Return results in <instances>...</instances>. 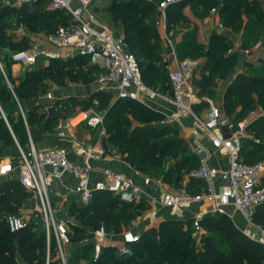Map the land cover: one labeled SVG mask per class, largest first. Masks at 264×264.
<instances>
[{"label":"trees","instance_id":"16d2710c","mask_svg":"<svg viewBox=\"0 0 264 264\" xmlns=\"http://www.w3.org/2000/svg\"><path fill=\"white\" fill-rule=\"evenodd\" d=\"M42 1L37 0L20 9L0 5V49L11 46L7 52L0 51V58L12 84L10 88L0 72V107L7 120L5 122L0 115V158L3 148L18 144L27 152L29 136L35 140L40 134L52 132L57 123L56 113L41 111L36 114L35 111L41 104H32L34 99L45 94L52 84L80 82L88 85L95 80L98 72L97 67L89 64L85 58L74 56L68 59H49L44 66H36L38 63L26 66L22 77L17 80L12 77L9 52L29 48L30 40L22 36L15 41L8 32L15 23L9 22L8 18H14L17 23H25L29 31L46 34L70 21V16L62 10L49 8V0H44L45 4ZM157 1L112 0L106 9L110 13L112 24L120 28L122 39L135 54L143 83L155 91L169 90L171 93L168 71L161 55V35L155 13ZM184 7H188L190 13L197 18L207 16L212 8L216 9L224 28L239 35L243 49L252 48L258 41L264 48V0H179L166 8L167 32L175 31L177 26H189L191 19L184 13ZM196 41L193 34H186L185 40L176 47V54L177 57L180 54L182 57L189 55L192 58H204L202 67L207 74L203 70L195 80L198 96L203 93L214 97L218 82L229 74H234L223 97L225 114L238 121L244 119L256 105L264 109V65L257 66V70L250 74L245 71L236 73L237 52H228L232 43L223 33L213 30L206 44ZM245 65L252 67L254 63L245 62ZM107 92L111 93L108 90H95L86 98L76 100L88 103L93 97ZM132 102L135 101L129 97H116L108 106L103 120L107 146L115 148L117 154L136 170L154 174L153 177H160L162 182L179 188L183 173H188L191 165L196 163L195 156L189 154L181 138H163L167 125L135 124L126 114L120 115L121 108ZM136 104L137 110L145 109L139 103ZM204 107H207V103L202 100L197 106L194 105L197 112ZM145 113H149L148 110ZM131 116L137 121L148 120L136 110H131ZM246 130L251 137L264 140V117L250 122ZM258 149L264 151V143L256 144L248 137L243 139L241 155L252 157ZM243 160L252 163L247 158ZM200 186L203 189L202 180L190 175L185 189L195 194L200 192ZM28 194L17 178H3L0 181V264H60L53 236L47 246L42 228L29 226L10 232L6 220H3L4 214L19 212ZM116 201L117 197L110 193L98 192L88 204H70L68 212L77 220V224L71 225L76 233L86 235L81 242L91 238L92 231L100 225L107 231H120L123 226L131 223L142 211V207L148 208L147 203L141 200L137 203H122L121 206H117ZM254 212L255 221L264 227V202L256 205ZM229 217L219 211H207L203 214L200 222L204 229L202 248L192 246L191 219H172L159 223L163 233L159 232L158 237L155 236L157 226L148 228L140 235L139 240L131 245L133 252L129 257L130 263H123V258L127 256L117 254L115 247L103 249L94 259L92 246L87 241L74 248L71 258L74 261L76 257L82 260L87 256L89 258L85 262L75 261L69 264H241L242 257L264 264L262 247L247 242L236 229L219 236L211 232H224V220ZM184 224H189L190 227H185ZM69 239L68 244L71 243L70 232ZM79 250L85 253H77ZM46 252L49 253L48 259ZM17 254L21 259L15 257Z\"/></svg>","mask_w":264,"mask_h":264},{"label":"built area","instance_id":"2783aa9c","mask_svg":"<svg viewBox=\"0 0 264 264\" xmlns=\"http://www.w3.org/2000/svg\"><path fill=\"white\" fill-rule=\"evenodd\" d=\"M36 1L0 0V5L20 9ZM177 1L179 0L157 1L156 8L160 13L162 24H165L166 8ZM92 2L93 0H50L49 8L62 10L70 16L68 24L59 26L55 31L46 34L47 42L54 46L55 50H42L36 45H31L27 49L10 51L11 67L14 64L26 67L36 65L41 60L68 59L80 56L85 58L89 64L97 67L98 72L94 82L97 83L98 90L114 89L118 96L129 98H137L142 93L154 95L155 92L143 83L137 58L129 50L127 43L122 37H117L111 33L105 26L97 24L95 15L90 9ZM218 27L222 28V24L219 23ZM167 40L169 41L168 37ZM260 45L261 43L258 41L252 48H246L243 51L246 55H250ZM170 48L172 60L168 77L171 83L170 100L173 109L160 120V123L167 124L182 117L191 116L193 132L204 133L211 145L221 154L227 156V168L220 171L216 167L200 161L197 167L191 170L190 175L202 180V192L185 194L172 192L160 186L158 187L159 194L154 195L144 189V186L151 183L148 176L143 177L142 184H139L121 172L103 169L101 176L90 182L88 173L91 171V167L86 161L83 163L70 161L68 150L64 146L37 150L31 145L27 152L19 148L16 161L12 158L5 161L0 160V181L17 168V180L25 190L37 198L39 210L7 215L5 220L10 232L29 226L42 228L46 236L47 246H49L50 238L53 236L60 264H67L63 247L70 241L69 230L64 221L55 220L49 202V188L53 178L57 175L52 171L45 170L46 167L52 169L55 166L62 167V171L77 178L72 192L81 204L90 203L95 193L108 192L117 197V206L146 198L150 203L151 214H154L156 205L177 211L189 207L194 202L206 200L209 211H220V205L232 204L234 210L238 211L249 224L255 225L252 221V210L256 205L264 202V160L247 163L241 157V150L243 139L247 137L256 144L264 143V140L258 137H251L246 130V126L250 122L264 117V109L256 105L249 110L243 120L234 121L211 99L198 96L192 82L195 62L189 59H178L175 48L172 45ZM0 72L7 85L12 88L1 58ZM86 88L87 93L90 94L92 90L89 85H86ZM44 95L47 98L52 96L50 91ZM201 100L206 101L207 107L204 109V113L199 115L194 110V105ZM20 113L26 123L21 109ZM0 115L7 122L1 107ZM103 120L104 113L80 109L59 121L55 126V134L64 138L65 130L83 123L89 127L100 128L104 132ZM75 144L76 153L82 154L85 160L97 153L94 145L80 141H75ZM218 175L221 178V183L216 185L215 178ZM204 213L196 212L191 217L192 237L197 240L201 239L204 233L200 224ZM121 236V243L115 244L110 240L103 225L95 228L90 239L93 258L96 259L101 251L107 247H115L121 255L131 253V245L139 240L140 235L125 230ZM252 240L261 246L264 252V229H261L260 235L252 238Z\"/></svg>","mask_w":264,"mask_h":264},{"label":"crops","instance_id":"0c3cea01","mask_svg":"<svg viewBox=\"0 0 264 264\" xmlns=\"http://www.w3.org/2000/svg\"><path fill=\"white\" fill-rule=\"evenodd\" d=\"M49 7V5H48ZM184 13L187 14L191 22L189 26L183 25V26H177L175 31H166L165 24H159L158 29L161 35V55L163 64L166 66L167 71L170 70V62L172 60L171 56V45L175 48L178 46L180 42L185 40L186 34H193L199 43L206 44L208 40V36L211 33V31L215 30L218 33H223L232 43V49L229 52H237V65L235 67V72H241L238 71L237 66H242V64L245 65V62H250L251 56H258V62L261 61L260 55H258L259 50L263 46H259L257 51H253L250 55H246L243 51V48L240 45L239 35L233 33L230 29L224 28L222 25V28L218 27V24L220 22L219 14L217 10L215 9V12H213V8L210 10L209 14L203 18H197L194 17L188 7L183 8ZM193 17V18H192ZM200 19L199 25L192 24V19ZM192 25V26H191ZM210 27L208 34L205 38L200 39L197 36L196 31H200L201 27ZM189 28L191 31H189ZM34 36L30 37V46L36 45L38 48L42 50L47 51H53L55 50V47L52 46L50 43L46 40V33H36L33 34ZM170 41L167 40V37ZM171 44V45H170ZM177 55V54H176ZM184 59H188L185 58ZM204 59V58H203ZM252 62V61H251ZM47 61L38 62L41 66L46 65ZM203 61L200 63V66H202ZM38 66V65H36ZM246 66V65H245ZM20 65L14 64L11 68V74L12 77L17 80L19 77L23 76V73L20 72ZM20 69V70H19ZM229 77V78H228ZM234 74H229L225 79L220 80L218 82V85L215 89L214 97L212 96L211 99H213L216 102V105L223 111V97L225 93V89L229 85V83L233 80ZM225 81V86L222 84ZM229 81V82H228ZM89 85V88L92 91L98 90V85L96 82L92 81ZM221 86L223 89H221ZM108 91L112 92V94L116 97L118 96L117 92L114 91V89H107ZM51 92L52 96L51 98L45 97V95L39 96L37 99H34L35 101L32 102V104H41V107L36 109L35 113L38 114L41 111H47L49 114L55 112L57 115V123L67 116L71 115L73 112H70V109L72 106L70 105L71 99H83L86 98L88 95V90L86 88V85L80 82H68L65 85H56L52 84L50 89L48 90ZM47 91V92H48ZM153 91V90H151ZM155 92L154 95L147 97L149 101L150 107H152L153 110L158 111L163 118L167 116L173 109V104L170 100L171 93H163L158 91ZM145 97V96H144ZM205 101V100H202ZM201 102V101H200ZM200 102L196 103L197 106ZM206 102V101H205ZM68 107V108H65ZM204 108H201L197 114L202 115L204 113ZM195 110V109H194ZM60 114H63L59 116ZM56 123V124H57ZM160 123V122H159ZM173 130L176 131L178 134V137L183 140V144L187 148L186 150L189 152V154H192L195 156L196 162L198 164L200 161L205 162L209 166L216 167L220 171L225 170L228 166V158L227 156L221 154L219 150L214 148L208 137L202 133H194L193 127H192V118L191 116L182 117L179 120H174L169 123ZM162 124V125H167ZM56 126V125H55ZM55 126L52 130V132H47L44 134H40L35 140H33L30 136L28 137V144H27V150L30 149V146L32 145L37 150H45L47 148L53 147V146H64L68 150V158L70 161L75 163H83L86 161L88 165L91 167V171L88 173V179L90 182L94 181L95 179L99 178L101 176V172L103 169L118 171L123 173L125 176L132 178L135 182L142 184V178L147 176L144 173L136 170L133 166H131L128 162L123 160L116 152V149H111L106 144V136H97V133L94 128L97 127H89L86 124H80L72 129L65 130V137L60 138L55 134ZM105 133V132H103ZM75 141L85 142L90 145H94L97 153L94 156H91L85 160L84 156L82 154L76 153L75 149ZM19 148H21L18 144L11 147H6L2 149L1 152V158L0 160L5 161L9 158H12L14 161H16L17 156L19 154ZM201 150L204 154L203 159H199L195 151ZM180 157V155L178 156ZM242 159H249L250 157H245L244 154L241 155ZM46 171H53V168H45ZM190 172L183 173L182 179L180 180V187L176 188L179 190H186V186L188 184L189 178H190ZM55 173V172H54ZM52 180V184L49 188V202L54 211H56L59 214L58 221H64L66 224H77V220L73 217L72 219L68 218L66 216L69 209L70 204L76 203L77 205L81 204L78 199L76 198L75 194L72 192L73 186L77 182V178L74 177L71 174H68L67 172L61 171L60 174H56ZM17 177V168H15L13 171L8 173L5 178H16ZM150 178V177H149ZM151 183L150 185L144 186V189L146 192L152 193L154 195L159 194V188L163 187L169 191L170 186L167 183H164L161 181L160 177L150 178ZM216 185H219L221 183L220 176H216L215 178ZM200 192L203 191L202 186H200ZM143 201L147 203L148 208L145 209V214L137 217L138 219H133V223L131 222L127 227H131L130 231L141 235L143 234L148 228L150 227H156L157 224H159L162 221L166 220H172V219H179V220H185V219H191L192 215L196 212H207L209 211L208 202L206 200H201L198 202L192 203L187 208H182L177 211H172L167 207L156 205L155 206V212L154 214H151V208L150 203L146 198H141L138 201ZM136 201L135 203H137ZM39 210V202L37 198L29 192L28 196L23 200L22 206L18 213H26L31 211H38ZM238 212L234 210V213ZM234 213L232 215H234ZM232 215L230 217H232ZM71 220V221H70ZM125 226L122 227L120 231L114 232V231H107L110 240L113 241L115 244L121 243V235L122 232L125 231ZM91 239V238H90ZM89 239V242H90ZM87 242V240H84L81 242V244H77L78 246L83 245ZM77 247V246H75ZM74 247V248H75ZM64 252L66 257V262L69 263H75L74 259L71 258V252L73 248H71L70 244L64 245ZM70 252V253H69ZM24 264V263H22Z\"/></svg>","mask_w":264,"mask_h":264},{"label":"rangeland","instance_id":"374dc122","mask_svg":"<svg viewBox=\"0 0 264 264\" xmlns=\"http://www.w3.org/2000/svg\"><path fill=\"white\" fill-rule=\"evenodd\" d=\"M111 1L112 0H93V2L90 5V9L93 11V13L95 15V19H96L97 24H99L101 26H105L115 36L121 37L122 34H121L120 28L115 27L112 24V22L110 20V13L106 9L112 3ZM154 1H157V0H154ZM44 2L45 1L43 0L41 3L45 4ZM47 4L48 5L50 4V0L47 1ZM155 13H156V17H157V25H159V24H161V21L162 20H161V16H160V13H159L158 9L155 10ZM8 21L9 22H12V23H15L14 27L8 29L9 34H11V36L13 38H15L14 39L15 41L16 40L18 41V39L20 37H22V36H25L26 38L30 39L31 36H34L33 34L41 33V32L29 31L27 29L25 23H17V21H15L14 18H8ZM198 22H200V19H195V18L192 19V24L199 25ZM204 26L205 25H203V27H201V30L200 31H196L197 32L196 34H197V36L200 39L205 38L206 35L209 32V29H210L209 25H208V27H204ZM189 31H191L190 28H189ZM193 42H195V40ZM249 43H251V39L249 40ZM8 49L10 50L11 49V46L8 45L6 47H2L0 49V51L1 52H7ZM231 49H232V47L228 50V52L231 51ZM257 50H255V51H257ZM258 55L261 56L260 57L261 61L258 62L259 57L256 56V55L251 56L249 60L254 63V66L249 67V66H245L244 64H242V66H237L238 71L241 70V71H245L248 74H250V73H253V72H255L257 70V68H258L257 66L264 65V48L263 47L259 50ZM184 57L185 58H188L189 60H191L193 62H195V67H194L193 73H192V82H194L193 84H194L196 90H198V86L195 84V80L198 79L199 76H201V72L203 70H204L205 74H207V71L205 69H203L202 66H200V63L204 59H203L202 56H199L197 58H192L189 55H185L183 57L180 54L178 55V59H184ZM236 65H237V63H236ZM236 65H235V67H236ZM38 66H40V64H38ZM19 68L21 69V70L19 69L20 72L23 73V71L25 70V67H23V65H22ZM222 85L223 86L226 85L225 84V81H224V83ZM59 86H61V84ZM221 89H223L222 86H221ZM150 90H153V89H150ZM153 91H155V90H153ZM111 93H108L107 92V93H104L102 95L95 96L88 103H85V102L84 103H81V102L77 101L78 99L77 100L76 99H71L70 105L72 106V108L70 109V112H76L77 110H80V109H88V110H90V112L92 111V112H96V113H104L105 114L107 112V110H108L107 109L108 106L115 99V96L113 94H111ZM163 93L164 94L165 93L170 94V91L169 90H164ZM200 95L201 96H205V95H203V93L200 94ZM146 96L147 97H150L151 95L148 94V93H142L137 98H131L136 103H139L140 105L144 106L145 109H141L140 108L139 110H137V104L135 102H132L131 104L130 103L129 104L127 103L126 105H124L121 108L120 115H125L126 114L127 116H129L131 118V120L135 124H147V125H154L155 124L156 126H164V125H162V123H159L160 120L163 119V117L161 116V114L158 111L152 110V107H150V105L148 104L149 101H148V99H146L147 98ZM205 98H211V97L210 96H205ZM214 99H213V103L216 104V102H215ZM65 108H68V107H65ZM131 110H136L137 113L142 114L143 116H146V118H148V120L147 121H145V120H139V121L135 120L131 116ZM145 110H148L149 113H145ZM223 112H224V110H223ZM61 115H63V114H60L59 116H61ZM240 120H243V119H240ZM94 129H95V131L97 133V136H102V135L104 136L105 135V133H103L100 128H94ZM172 131H174V133ZM154 134H156V133L154 132ZM176 137H178V134L176 133V131L173 130V128L170 125L167 124L166 132H165L163 138L173 139V138H176ZM249 160L252 163H254L256 161H259V160H264V151H262V149H258L257 152H256V154L252 155V157H250ZM169 161H171V160H169ZM197 165H198V162L194 163L193 165H191V168L190 169L191 170L195 169L197 167ZM145 175H147L150 178H155V177H153V176H155L154 174H149V173L147 174V173H145ZM170 190L172 192L191 194L189 191L179 190V189H176L175 187H172V186H170ZM198 193H200V192H198ZM142 208H143L142 211L140 213H138V215L135 216V218H133L134 220L135 219H138L137 217H140V216H142V215L145 214L144 213L145 212V208L144 207H142ZM8 214H11V213L4 214L3 220H5V216L8 215ZM255 215L256 214H255L254 209H253L252 210V221L255 224V225H253V224H249V222H247L245 220V218L239 212H235L234 215H232V217L226 218L224 220V225L226 226L224 232L221 233V232L216 231V230H213L211 232L214 235H216V236L218 235L219 236V235H225L226 233L230 232L232 229H236L240 234H242L245 237V239L247 240V242H249L251 244H254L255 242L252 240V238H254V237L256 238L257 236H259L260 233H261V229H264L263 226H261L259 223H257L255 221V219H254V216ZM66 216L68 218H70V219L73 218V215L71 213H67ZM54 218H55V220H58V218H59V214L56 211H54ZM131 222L133 223V220ZM184 226L185 227L186 226L187 227H190L189 224L188 225L184 224ZM67 227L70 230L69 231L70 232V235H71V243H70V246H71V248H73L72 250H70V252H71V255L73 256L74 247L75 246H78L77 244H81V240L84 239V238H86V235H84L82 233H76L75 230H74V227L71 224H69V226L67 224ZM125 229L126 230H130L131 227H127L126 226ZM159 232H162L163 233V230L160 229L159 228V224H157V232L155 233V236L156 237H158ZM191 238H193L192 237V233H191ZM89 239L90 238H87V241L88 242H89ZM192 246L193 247L198 246V247L202 248V238L199 239V240L193 238ZM75 248H78V247H75ZM78 252L85 253V251H83V250H79V251H77V253ZM132 252H133V249L131 248V253L126 254L125 256H127V257L123 258V263H125V262L126 263H130L131 262V260H130L129 257L131 256ZM116 253L119 254L117 251H116ZM15 257L18 260L21 259L20 256H19V254H17ZM46 257H47V259L49 258V253H47V252H46ZM87 258H89V256L85 257L84 260L79 259L78 257H76V260L75 261L76 262H85L87 260ZM263 262H264V260H263ZM241 264H258V262H256L255 260H251L249 258L242 257Z\"/></svg>","mask_w":264,"mask_h":264},{"label":"water","instance_id":"95a60500","mask_svg":"<svg viewBox=\"0 0 264 264\" xmlns=\"http://www.w3.org/2000/svg\"><path fill=\"white\" fill-rule=\"evenodd\" d=\"M195 154L196 156L199 158V159H203L204 158V154L201 150H196L195 151ZM53 171L56 173V174H60L61 171H62V167L60 166H55L53 168ZM219 212H222L228 216H231L233 213H234V206L232 204H226V205H220L219 206Z\"/></svg>","mask_w":264,"mask_h":264},{"label":"snow or ice","instance_id":"6c2138e0","mask_svg":"<svg viewBox=\"0 0 264 264\" xmlns=\"http://www.w3.org/2000/svg\"><path fill=\"white\" fill-rule=\"evenodd\" d=\"M131 238V237H130Z\"/></svg>","mask_w":264,"mask_h":264}]
</instances>
